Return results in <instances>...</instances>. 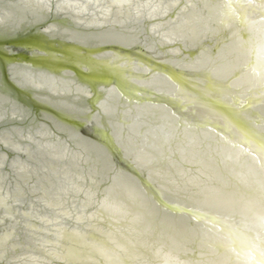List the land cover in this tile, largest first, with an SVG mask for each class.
I'll return each mask as SVG.
<instances>
[{"label":"bare ground","instance_id":"bare-ground-1","mask_svg":"<svg viewBox=\"0 0 264 264\" xmlns=\"http://www.w3.org/2000/svg\"><path fill=\"white\" fill-rule=\"evenodd\" d=\"M92 1L94 3L88 5L87 0H55L51 3L50 0H9L0 6L3 8H0L1 27L10 28L9 23H24L26 19L48 27L53 22L49 18L50 6L64 14L69 5L77 4L78 12L83 11L81 15L88 14L82 23L91 25L86 28L83 24L84 28H76L72 33V39L85 44L82 49L90 51L89 43L94 40L129 47L135 45L131 38L138 35L144 50L153 51L155 59L161 60L168 51L163 44L170 39L177 40L183 46L169 50L173 59L182 64L183 70L202 69L214 80L224 77L223 84L215 90L219 92L212 99L239 117L251 131L264 136V0H130L132 6L122 8V12H117L118 0ZM112 5L115 8L110 7ZM137 9L142 12L139 16L146 14L158 19L154 24L140 26L132 32ZM105 16L110 19V26L97 30V34L92 32ZM244 18H251V22L245 24L248 30L242 25ZM243 30L246 33H242ZM254 50L255 58L252 57ZM91 53L96 55L98 65L102 55L97 51ZM119 64L123 69L114 64L109 66L117 81L137 80L138 74L144 72L142 61L121 60ZM86 66L82 62L83 70H88ZM24 70L22 67L21 71L26 72L23 80L34 87L36 82L38 87L49 84L62 94L73 91L81 94L89 90L81 82L68 84V87L47 73ZM134 74L137 75L134 77ZM157 80L168 81L165 76ZM117 89L125 94L122 102L128 106L115 108V101L110 104L112 110L92 116L95 124L88 122L95 138L104 137L100 129L112 130L114 138L111 142L120 147L122 159L116 154L111 155L113 149L106 148L102 143L104 139L97 142L82 136H77L82 143V152L58 145L52 147V159L49 160L47 155L41 157L42 162L47 160L39 175L44 183L36 190L48 210L28 206L23 216L14 218L15 224L25 228L22 230L26 235L34 236V243L24 246V255L19 254L12 264H155V258L159 260L156 264H166V261L179 264L175 262L178 260L176 255L184 254L191 245L206 248L213 260L221 253L226 257L231 253L241 254L244 247L246 254L251 253L250 264H264V151L258 150L255 136L236 129L206 100L196 96L188 98L192 95L185 90H174V96L188 103L182 109L170 105L164 114L163 104L153 107L157 102L150 100L151 97L144 103L136 96L152 91H133L123 84L117 85ZM21 102L8 88L0 87V114L8 108L19 118L23 113L26 116L24 123L37 124L27 135L33 141H37L36 135L45 137L64 129L66 124L62 116L67 113L37 116ZM145 104L158 112L154 116L158 123L141 137L143 127L139 128L141 132L137 128L147 122L146 116L138 112L135 117L134 111ZM27 111L29 115H26ZM69 111L84 113L85 108L79 104ZM180 124H184L183 131H177L182 142H173L178 155L176 153L175 159L165 160L167 143L176 134L173 127ZM14 129L16 135H22L17 127ZM137 137L141 139L143 150L138 151L136 147ZM0 142L17 150L21 148L9 134L6 139L0 138ZM168 144L173 148L170 142ZM131 151L133 155H130ZM170 151L168 155L173 157V151ZM24 153L30 157L36 155L31 149ZM82 155L87 165L80 163ZM135 155L137 161H141L136 165L131 164ZM3 163L6 164V159L1 157L0 221L13 209L12 204L20 192L17 180L14 186L11 183L13 191L9 188L1 191L5 175ZM34 170L39 173L40 166ZM108 170L111 174L103 175ZM109 178L108 202L115 201L107 205L106 209L110 211L102 210L105 217L101 216L96 226H86L82 221L84 209L93 202L91 192L98 190L99 183L109 181ZM119 191L130 200L121 203L115 199V193ZM55 210L74 214L76 219L69 222L57 213L51 215ZM228 244L231 245L227 249ZM190 261L194 264H232L227 259L216 263L200 259Z\"/></svg>","mask_w":264,"mask_h":264},{"label":"water","instance_id":"water-1","mask_svg":"<svg viewBox=\"0 0 264 264\" xmlns=\"http://www.w3.org/2000/svg\"><path fill=\"white\" fill-rule=\"evenodd\" d=\"M7 1L9 0H0V6L8 3ZM54 1L55 0H50V3ZM87 1L88 5H92L94 3L92 0ZM117 2V8L119 9L118 10L116 8L117 12L120 10L122 12V8L124 7L126 8L127 6H132L130 5V0H118ZM69 6L70 7L67 9L68 11H66L64 14L56 12L50 6L48 11L51 15L49 18L53 22L48 27L43 25L41 22H33L29 19H26L24 23L19 22L15 25H12L14 24L13 22L9 23L10 28L8 27L6 29L1 27L2 23H0V87H4L5 89L8 88L10 93H13L14 96L22 101L21 104L24 105L26 109L33 110L35 112L33 114L37 116L48 113H57L56 115H61L62 112L64 114L67 113L65 114L67 118L61 115L64 119V123L66 124L63 126L64 129L55 131L53 134L46 135L45 137L42 134H40V136L36 135L38 138L37 141H33L29 136H27L32 132L37 124L33 126L24 123L26 116H24L23 113L21 115L23 117L19 118L16 116L17 114L11 113L7 108L3 114H0V138L6 139L7 134H9L13 142L21 147L20 150H17L13 146L10 147V144L6 145L0 142V158L4 157L6 159V164H2V170L4 171L5 175L3 177L4 183L2 185L1 191L4 192L7 188L13 191L14 188L12 185L14 186L15 180L18 181L20 191L18 193L19 195L15 199V203L12 204L13 209H11L10 212L6 214L7 216H5L3 220L0 221V264H3L5 261L7 264L9 262L12 264V261L14 262L17 260L19 254L24 255V246H30L32 243H34L32 241L34 236L32 234L31 236L26 235V232L22 230H25V228L21 224H15L14 218L19 215L23 216L24 214L22 213L28 208V206L34 208L44 207L46 210H48L46 205H42L43 202H41V200H43V198L40 195V192L36 189L41 186L40 183H44L39 175L43 169L42 165L47 162V160L42 162L40 159L46 155L48 156L49 160L52 159V147L55 148L58 145H64L63 148L65 149L69 148L76 152H82V143L79 140L80 138L77 136H82V138H93L96 139L97 142H100L102 139H104L105 142L102 143H104L106 148L109 151L111 148L113 149L111 155L116 154L118 158L122 159L120 147L115 146V144L111 142V138H114L112 130L107 127L100 129L104 137L102 139L100 136L95 138L90 133L93 127L88 122L92 121L95 124V118L92 116L100 112L105 113L106 111L112 110L110 108V104H114L115 101H117L115 108H119L120 106H128L126 102H122L125 94L119 93L120 91L117 89V85L119 84H123L126 88L129 87L133 91L135 89H146L144 92L149 90L150 92L152 91L148 95L137 94L136 96L143 100L144 103L147 102L149 97H151L150 100L157 102L153 107L158 108L157 104H163L165 108L164 114L166 113V109L170 108V105L178 106L176 109H182L184 105L188 103L180 100L179 97L174 96V90H185L187 93L192 95V97L188 98L192 99L200 97L202 100H206L214 111H218L223 114L225 117L219 113L223 118L230 121L236 129L241 130L242 132H248L250 135L255 136V139L258 141L259 145L258 150L264 151V136L259 135L256 131H251V128L248 127L246 123L243 122L239 117H235L229 113L226 108L216 104V99H212L214 96L216 97V94L219 92L215 90L217 87L223 84L224 81L222 80L224 77L214 80L213 77L207 75L202 69L197 71H189L187 69L183 70L182 64L175 60V58L173 59L169 53V50H178V48L183 46L182 43H178L177 40L173 39L166 41V43L163 45L168 48V51L161 60L155 59V53L153 51L150 52L149 50H144V47L138 42V39L140 40L138 35H135L131 38V40L135 43V45L129 46L132 47V49H129L128 46H122L113 43L104 44L99 40H94L92 44L88 42L89 46L91 47V50L88 51L87 48L82 49V47L85 45L84 43L82 44L78 40L72 39V33L74 32V29L84 28V25L86 28H91V25H88V27L86 24L82 23L85 21L83 18H88V14L85 15L82 13L83 17H81L82 15L80 13L83 11L78 12L79 7L77 4H71ZM110 7L115 8L114 5ZM135 10L136 9H133V11ZM137 10L138 12L134 13V21L132 22L136 26L132 29L129 25L128 31L132 29V32H135L136 30L134 29H138L140 26H146L147 24H154V21L158 19L156 16L150 18L146 14L139 16L142 14V12H140V9ZM138 19H140V21ZM109 20L110 19H108L107 16H105V18L103 17L101 20H99L97 28L94 27L95 29L92 30V32L97 34V30H100L101 28H108L110 26ZM250 20L251 18H244L242 20V25L244 28L246 23L251 22ZM116 25L117 24L114 26ZM247 27L245 30H248ZM244 32L245 31L243 30L242 33ZM93 51H97V54L102 55L100 62L101 64L99 63L96 65V55L93 56L94 53H91ZM254 53L255 50L252 54V57L255 58L256 56ZM120 56L122 58L121 60H126L128 62H144V72H140L138 74L137 80L132 81L127 79V81H117L115 79V75H113L109 69V66L110 64H114V66L118 69H123L119 64L121 62ZM82 62H85L88 70H83L81 67ZM22 67L25 68V70H30L34 73H47L53 77H56L61 83L67 84L68 87V84L81 82L85 84L89 90L87 93L81 94L74 91L62 94L63 92L53 88L48 83V85H41V87H38V82H36L34 87L23 80L26 72L23 73V71H21ZM156 72H158L159 75H157ZM136 75L137 74H134V77ZM161 76H165L168 81H165V83L158 81L157 79ZM75 78L82 79L84 81H75ZM36 80H38V77H36ZM19 81L21 82L20 84H18ZM205 81H212V83ZM79 104L84 105V113H73L69 111ZM153 107L147 106L145 104L144 107H141V109L139 107L136 109L137 111H134L135 117L138 114L146 116L147 122L143 124V126L137 128V130L140 131L139 128L143 127L141 129L143 133L140 131L141 137H143L146 132H148L158 123V119L154 117L156 114H158V112L155 111ZM142 112H144V114ZM26 115H29L28 111ZM76 115L80 117V120L78 119L79 117H75ZM153 119H156L157 121ZM117 126H120V124ZM16 127L19 129V132H21L22 135L15 134L16 130L14 128ZM168 128L169 127H166V129ZM183 128L184 124L173 127V129L176 131V134H174V136L171 137L172 139L170 138L171 140L169 141L173 148L169 147L168 142V149L166 151L167 157L164 156L165 160H171L172 158L175 159L176 153L178 155L174 143L182 142V136L177 133V131H183ZM95 129L99 130L97 126H95ZM114 132H116L115 129ZM135 143L139 151L141 149L140 145H143L140 137L136 138ZM29 149L36 153V155H33L34 157H30V154L24 153ZM143 149L144 148L141 150ZM170 149L173 151V157H169L168 155L169 152H171ZM68 154V152L65 153L66 156H68ZM84 155L80 157V160L82 161L80 163L87 165V161L83 157ZM130 155H133L132 151ZM54 159L56 160V157H54ZM16 160L17 162L15 164L14 161ZM136 162L141 161H137V157L135 155L133 160L131 158V164L134 163L136 165ZM38 166H40L39 173L34 170V168H37ZM114 168L115 166L113 164L112 169ZM110 174L111 171L108 170L103 175L109 176ZM108 180L109 181L105 180L104 182L99 183L98 190L91 192V195L93 196V202L90 205H87L84 209L85 218L82 221V223H84L86 226H96L100 220V217H105V215L102 214V210L106 209L107 205H110L115 201H112L111 199L110 203L108 202L110 198V178ZM151 182L153 181L151 180ZM114 198L118 199V201L121 203L130 200V198L126 196L123 191L115 193ZM10 204L11 200L9 201V206ZM107 210L108 209H106V211ZM53 213L59 214L60 217L65 221L70 222L76 219L74 214H68L58 210H55L50 214L52 215ZM32 219L36 220L34 218ZM58 220L60 221V219ZM16 245H18V247L15 249ZM230 245L231 244L226 245L227 249L230 248ZM191 247L192 248L185 251L184 254L182 253L176 255L178 260L174 261L179 264H190L192 263L190 259H193V261L198 259L203 261L209 260L212 263L221 262L227 259L230 260L232 264H250L252 261L251 253L246 254L244 247L241 254L239 252V254L237 253L238 255H235L234 253H231L232 251H227L229 254L231 253L230 256L226 257L224 253H221V256L219 255L218 258L214 260L211 259L212 254L208 252L206 248L196 245H191ZM250 251L256 252L254 250ZM29 254L30 252H28V255ZM157 262H159V260L155 258L154 263L156 264ZM169 263L170 262L166 261V264Z\"/></svg>","mask_w":264,"mask_h":264}]
</instances>
